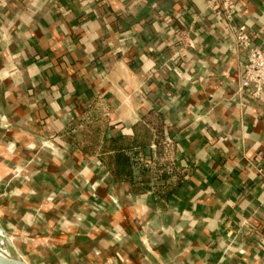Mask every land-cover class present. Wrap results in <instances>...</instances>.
<instances>
[{
	"label": "crops",
	"instance_id": "1",
	"mask_svg": "<svg viewBox=\"0 0 264 264\" xmlns=\"http://www.w3.org/2000/svg\"><path fill=\"white\" fill-rule=\"evenodd\" d=\"M233 1L264 51V0ZM245 60L208 0H0V225L23 258L264 264V90L240 88ZM151 114L160 176L116 180L99 145L139 122L155 139Z\"/></svg>",
	"mask_w": 264,
	"mask_h": 264
},
{
	"label": "trees",
	"instance_id": "2",
	"mask_svg": "<svg viewBox=\"0 0 264 264\" xmlns=\"http://www.w3.org/2000/svg\"><path fill=\"white\" fill-rule=\"evenodd\" d=\"M149 115V114H148ZM152 119H147L153 123L155 129V139L151 128L139 122L133 127L132 134H122L104 139L98 147V152L104 164L109 169L111 175L118 181L130 183H148L151 177L160 176V172L151 170L152 161H145L142 157L154 140L157 147L160 144L162 127L158 116L151 114ZM96 147L95 142L89 144ZM162 174L161 176H163ZM172 192L167 189L163 196H168Z\"/></svg>",
	"mask_w": 264,
	"mask_h": 264
},
{
	"label": "built area",
	"instance_id": "3",
	"mask_svg": "<svg viewBox=\"0 0 264 264\" xmlns=\"http://www.w3.org/2000/svg\"><path fill=\"white\" fill-rule=\"evenodd\" d=\"M208 8L214 16L227 24L237 46L246 51L240 88H246L253 84L255 86L253 96H259L264 90V51L252 45V38L246 31V26L236 23L237 12L233 0H208ZM186 45L188 48L193 47V43L190 41H187ZM180 46L184 45L180 44ZM257 171L264 178V162L257 168Z\"/></svg>",
	"mask_w": 264,
	"mask_h": 264
},
{
	"label": "water",
	"instance_id": "4",
	"mask_svg": "<svg viewBox=\"0 0 264 264\" xmlns=\"http://www.w3.org/2000/svg\"><path fill=\"white\" fill-rule=\"evenodd\" d=\"M0 238L12 256V264H29L17 250L13 240L0 225Z\"/></svg>",
	"mask_w": 264,
	"mask_h": 264
},
{
	"label": "bare ground",
	"instance_id": "5",
	"mask_svg": "<svg viewBox=\"0 0 264 264\" xmlns=\"http://www.w3.org/2000/svg\"><path fill=\"white\" fill-rule=\"evenodd\" d=\"M0 264H12V256L0 238Z\"/></svg>",
	"mask_w": 264,
	"mask_h": 264
},
{
	"label": "rangeland",
	"instance_id": "6",
	"mask_svg": "<svg viewBox=\"0 0 264 264\" xmlns=\"http://www.w3.org/2000/svg\"><path fill=\"white\" fill-rule=\"evenodd\" d=\"M30 240V238H28V237H26V238H23V239H17V241H18V243L20 244V243H26V242H28Z\"/></svg>",
	"mask_w": 264,
	"mask_h": 264
}]
</instances>
